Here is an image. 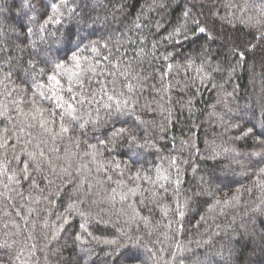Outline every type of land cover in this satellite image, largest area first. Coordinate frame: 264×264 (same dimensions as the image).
<instances>
[{
  "label": "trees",
  "instance_id": "16d2710c",
  "mask_svg": "<svg viewBox=\"0 0 264 264\" xmlns=\"http://www.w3.org/2000/svg\"><path fill=\"white\" fill-rule=\"evenodd\" d=\"M64 261L264 264V0H0V264Z\"/></svg>",
  "mask_w": 264,
  "mask_h": 264
},
{
  "label": "snow or ice",
  "instance_id": "6c2138e0",
  "mask_svg": "<svg viewBox=\"0 0 264 264\" xmlns=\"http://www.w3.org/2000/svg\"><path fill=\"white\" fill-rule=\"evenodd\" d=\"M199 31H200L201 33H204V32L206 31V29L203 28V27H201V28H199ZM93 50H95V49H93ZM53 79H55V77H53Z\"/></svg>",
  "mask_w": 264,
  "mask_h": 264
},
{
  "label": "rangeland",
  "instance_id": "374dc122",
  "mask_svg": "<svg viewBox=\"0 0 264 264\" xmlns=\"http://www.w3.org/2000/svg\"><path fill=\"white\" fill-rule=\"evenodd\" d=\"M65 264H67V261H64Z\"/></svg>",
  "mask_w": 264,
  "mask_h": 264
}]
</instances>
